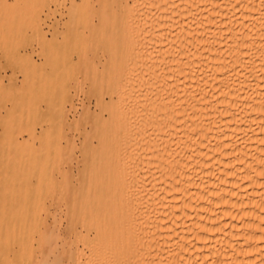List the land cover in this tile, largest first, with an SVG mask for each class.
Segmentation results:
<instances>
[{"label":"bare ground","instance_id":"bare-ground-1","mask_svg":"<svg viewBox=\"0 0 264 264\" xmlns=\"http://www.w3.org/2000/svg\"><path fill=\"white\" fill-rule=\"evenodd\" d=\"M107 8L129 42L124 65L112 57V111L81 145L99 161L90 193L68 172L40 184L68 212L103 210L101 232L126 227L146 264H264V0Z\"/></svg>","mask_w":264,"mask_h":264},{"label":"rangeland","instance_id":"rangeland-1","mask_svg":"<svg viewBox=\"0 0 264 264\" xmlns=\"http://www.w3.org/2000/svg\"><path fill=\"white\" fill-rule=\"evenodd\" d=\"M120 1L0 0V264H146L126 227L101 232L103 210L68 212L40 184L68 172L81 188L99 163L81 145L112 111V57L126 61L129 38L114 40L105 11Z\"/></svg>","mask_w":264,"mask_h":264}]
</instances>
